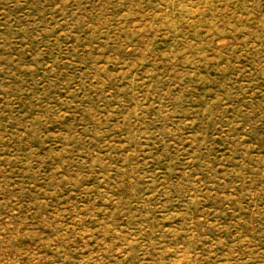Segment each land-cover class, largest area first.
<instances>
[{
  "label": "rangeland",
  "instance_id": "1",
  "mask_svg": "<svg viewBox=\"0 0 264 264\" xmlns=\"http://www.w3.org/2000/svg\"><path fill=\"white\" fill-rule=\"evenodd\" d=\"M0 264H264V0H0Z\"/></svg>",
  "mask_w": 264,
  "mask_h": 264
}]
</instances>
